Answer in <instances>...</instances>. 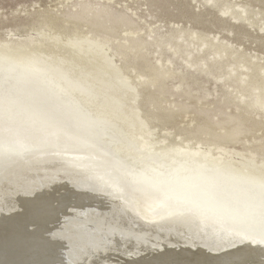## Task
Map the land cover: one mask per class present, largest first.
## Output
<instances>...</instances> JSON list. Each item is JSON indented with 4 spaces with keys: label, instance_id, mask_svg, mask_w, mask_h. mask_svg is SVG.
<instances>
[{
    "label": "bare ground",
    "instance_id": "bare-ground-1",
    "mask_svg": "<svg viewBox=\"0 0 264 264\" xmlns=\"http://www.w3.org/2000/svg\"><path fill=\"white\" fill-rule=\"evenodd\" d=\"M67 19L73 33L86 27L88 35L103 38L105 29L124 23L120 15L87 5ZM61 37L38 33L39 41L50 43L18 52L19 68L0 81V232L3 239L20 232L10 245L14 261L264 264V236L242 219L264 183V163L242 162L249 172L238 174L231 164H217L222 148L217 163L197 149L146 153L130 132L143 131L147 120L170 119L172 110L153 114L156 100L150 96L142 120L128 105V79L100 43ZM116 47L124 58L144 55L142 45ZM168 75L151 73L139 85L162 95ZM259 97L264 90L252 106ZM197 113L206 121L216 118L223 130L219 141L239 137L238 124L223 128L237 115L204 108ZM30 206L45 211L48 220H24ZM82 219L91 223L87 234L68 226ZM0 258L6 259L2 253Z\"/></svg>",
    "mask_w": 264,
    "mask_h": 264
},
{
    "label": "rangeland",
    "instance_id": "rangeland-1",
    "mask_svg": "<svg viewBox=\"0 0 264 264\" xmlns=\"http://www.w3.org/2000/svg\"><path fill=\"white\" fill-rule=\"evenodd\" d=\"M82 5L120 15L124 23L105 29L106 38L88 35L86 27L73 33L67 17ZM40 32L100 43L128 79V105L142 120L150 96L156 100L153 114L172 110L170 119L147 120L143 131L130 132L146 153L197 149L209 152L213 163L222 148L216 163L231 164L238 174L249 172L242 162L264 163V98L252 106L264 90V0H0V60L30 47L45 49L50 42L39 41ZM117 44L142 45L144 55L124 58ZM166 71L164 94L140 87L151 73ZM248 77L251 83L242 88ZM200 108L237 115L223 128L238 124L239 137L219 141L222 126L214 117H200ZM244 117L249 121L240 123Z\"/></svg>",
    "mask_w": 264,
    "mask_h": 264
},
{
    "label": "water",
    "instance_id": "water-1",
    "mask_svg": "<svg viewBox=\"0 0 264 264\" xmlns=\"http://www.w3.org/2000/svg\"><path fill=\"white\" fill-rule=\"evenodd\" d=\"M14 60H17V59H15L13 56L7 57L6 59L0 60V81L5 76L7 77V75L10 74V71H13L15 68H19V65ZM30 65H32V63H30ZM23 68L25 69L26 67L24 66ZM25 70H28V69H25ZM67 195H69V197L72 198V197H74L75 194L72 193V194H67ZM68 200L69 199L66 198L65 200H63V203L68 202ZM29 214H30V216H29ZM46 214L47 213L45 211L40 213L35 208L30 206L28 208L27 212L24 214V220H26V218L29 217L30 218V223H34V224L41 223L43 220H45V221L48 220ZM42 215H43V220H42ZM6 218H7V216L4 219H6ZM12 223H13V221H12ZM1 224L2 223H0V225ZM7 225H9V224H7ZM2 227L5 230H10V227H4V226H2ZM14 228H16V226H14ZM20 230H22V228H19V231ZM16 232L17 231H15V233ZM19 235H20V232H19V234H16L14 236L6 235L4 237V239H3L2 238V230H1V232H0V254L2 253L3 258H6V259L2 260V258H0V264H8L10 262H12V264H23V262H20V261H17V260L14 261L12 254H15V253H14V251H11V249H10V245L11 244L13 245L15 242H17L16 239L18 238L17 236H19ZM23 235L26 236V232H24ZM5 240H8V241H5ZM3 248H4V251L1 250ZM21 251L22 250L19 251V249L17 250L18 253H21ZM37 262H41V261H37ZM126 262H129V261H126ZM29 263L37 264V263L33 262L32 259H30ZM123 263H125V262H123ZM123 263H120V264H123ZM43 264H48V263H43Z\"/></svg>",
    "mask_w": 264,
    "mask_h": 264
},
{
    "label": "snow or ice",
    "instance_id": "snow-or-ice-1",
    "mask_svg": "<svg viewBox=\"0 0 264 264\" xmlns=\"http://www.w3.org/2000/svg\"><path fill=\"white\" fill-rule=\"evenodd\" d=\"M250 200L253 203L247 206L242 219L253 226H258L260 234L264 236V183H261L258 193L252 195ZM68 226L84 234L92 230L91 223L87 219L69 221Z\"/></svg>",
    "mask_w": 264,
    "mask_h": 264
}]
</instances>
